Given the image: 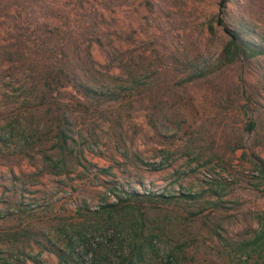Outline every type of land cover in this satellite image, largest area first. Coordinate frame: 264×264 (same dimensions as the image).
<instances>
[{
    "label": "rangeland",
    "instance_id": "obj_1",
    "mask_svg": "<svg viewBox=\"0 0 264 264\" xmlns=\"http://www.w3.org/2000/svg\"><path fill=\"white\" fill-rule=\"evenodd\" d=\"M8 2L0 69L8 65L3 52L15 46L36 55L49 44L62 48L59 57H74L88 45L95 86L126 87L130 73L137 86L116 102L85 103L86 109L76 101L79 93L61 90L72 107L76 151L59 174L42 161L43 152H53L51 140L27 155L16 137L5 147L0 142V264H58L34 240L44 246L54 240L56 223L74 220L82 203L113 200L111 188L172 195L143 206L160 249L185 243L176 264H254L256 253L239 245L261 230L257 216H264V184L253 166L255 157L264 160V54L220 62L228 37L214 21L218 0ZM223 18L236 28L248 23L264 37V0H228ZM27 77L1 76L0 124L19 106L18 82ZM15 113L21 123L31 118L24 109ZM187 193L193 197H178ZM20 230L31 239L5 236Z\"/></svg>",
    "mask_w": 264,
    "mask_h": 264
},
{
    "label": "trees",
    "instance_id": "obj_2",
    "mask_svg": "<svg viewBox=\"0 0 264 264\" xmlns=\"http://www.w3.org/2000/svg\"><path fill=\"white\" fill-rule=\"evenodd\" d=\"M227 1L218 0L214 20L228 37L219 53L220 62L230 63L238 57L249 59L264 54V37L255 33L248 23L241 24L240 21V27L236 28L224 20ZM8 8V0H0V24L1 18L7 15ZM208 28L212 30L211 26ZM252 35L258 40L252 38ZM54 47L45 44L43 50L39 51L41 54L36 55L29 51V46L26 50L15 46L3 52L1 63L8 65L5 69H0V79H3V75L12 77L19 72H26L28 77L18 82V90H21L18 96L19 106L12 108L11 115H6L5 122L0 124V142L5 147L8 138L16 137L15 146L27 155V151L32 150L34 146L42 147L43 140H51L53 152H43L42 161L46 171L59 174L63 172L65 158L75 155L76 151L70 120L72 107L71 103L62 99L61 90L71 88L75 93H79L82 100L76 101L86 109L88 105L85 103H94V107H97L116 102L125 89L135 88L137 81L136 76L130 73L126 87L114 83L100 89L95 86L93 75L89 73L93 68V60L88 45L83 46L74 57H59L57 53H62V48H56V52ZM192 78L194 77L189 76L187 80ZM4 93H7V90ZM23 109L31 117L25 123L13 118V113L17 111L18 114ZM148 121L152 125L150 117ZM245 127L248 131L253 130L254 122L248 121ZM45 135L46 138L41 139ZM236 147L238 146L233 148ZM76 153L82 154V149H78ZM255 159V176L264 184V160L258 157ZM110 191L113 193V200L109 201L104 196L94 207L82 203L74 210V220L56 223L53 227L54 240L47 238L48 243L45 246L37 240L34 242L41 249L54 253L58 264H147V259L151 256H156L161 264L178 263V255L182 254L185 243L170 244L169 247L160 249L157 245L159 234L153 232L154 227L148 226L151 220L148 219L147 210L143 206V202H157L155 197L159 201H168L172 195L156 196L153 193L116 191L113 188ZM260 191L264 193V189ZM178 197L186 200L193 197V194H179ZM257 219L261 230L251 240H243L239 248L245 250L251 247L250 250L256 253L254 264H264V242L261 241L264 237V216H257ZM32 235L29 230L5 234L7 239L10 236L13 240L23 238L26 241L30 240ZM32 259L37 262L33 257Z\"/></svg>",
    "mask_w": 264,
    "mask_h": 264
}]
</instances>
